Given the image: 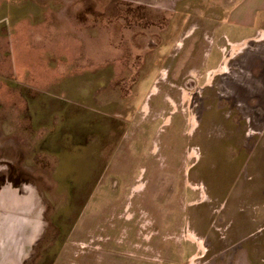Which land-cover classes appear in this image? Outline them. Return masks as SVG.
Here are the masks:
<instances>
[{
	"label": "rangeland",
	"instance_id": "rangeland-1",
	"mask_svg": "<svg viewBox=\"0 0 264 264\" xmlns=\"http://www.w3.org/2000/svg\"><path fill=\"white\" fill-rule=\"evenodd\" d=\"M237 2L0 0V183L43 216L25 264H264V21L228 44Z\"/></svg>",
	"mask_w": 264,
	"mask_h": 264
},
{
	"label": "crops",
	"instance_id": "crops-1",
	"mask_svg": "<svg viewBox=\"0 0 264 264\" xmlns=\"http://www.w3.org/2000/svg\"><path fill=\"white\" fill-rule=\"evenodd\" d=\"M263 17L264 0H239L222 21L226 31L221 36L228 44L248 40ZM212 54H218V64L222 47L209 48L207 61ZM39 201L33 188L19 191L8 182L0 185V264H22L29 257L43 230Z\"/></svg>",
	"mask_w": 264,
	"mask_h": 264
},
{
	"label": "trees",
	"instance_id": "trees-1",
	"mask_svg": "<svg viewBox=\"0 0 264 264\" xmlns=\"http://www.w3.org/2000/svg\"><path fill=\"white\" fill-rule=\"evenodd\" d=\"M8 182L12 187L18 189L20 191V183L15 180V178L13 177L12 173H10V171H8V174L6 176H4L3 181L0 183V185H2L3 183ZM27 261H24L22 264H25Z\"/></svg>",
	"mask_w": 264,
	"mask_h": 264
}]
</instances>
